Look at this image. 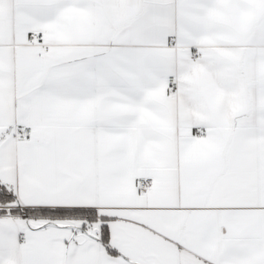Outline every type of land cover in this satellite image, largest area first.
Listing matches in <instances>:
<instances>
[{"label":"snow or ice","instance_id":"snow-or-ice-1","mask_svg":"<svg viewBox=\"0 0 264 264\" xmlns=\"http://www.w3.org/2000/svg\"><path fill=\"white\" fill-rule=\"evenodd\" d=\"M0 264H264V0H0Z\"/></svg>","mask_w":264,"mask_h":264}]
</instances>
